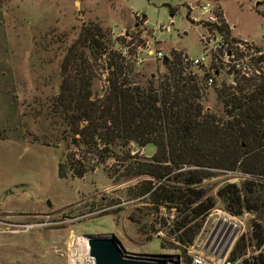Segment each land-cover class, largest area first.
<instances>
[{"label":"rangeland","instance_id":"obj_1","mask_svg":"<svg viewBox=\"0 0 264 264\" xmlns=\"http://www.w3.org/2000/svg\"><path fill=\"white\" fill-rule=\"evenodd\" d=\"M207 1L213 11L221 10L233 37L264 44V0H0V264H71L77 248L75 264H83L90 257L80 243L85 235L113 234L125 253L136 257L178 255L160 248L168 235L160 221L166 210L156 212L142 199L125 201L126 189L139 179L117 182L119 167L113 159L101 162L95 157L94 172L81 180L58 177L64 155L78 150L65 143L69 129L51 102L58 93L66 50L84 27H99L106 53L114 40L128 35L138 41L156 39V48L163 52L197 57L205 33L197 25L201 10L192 5ZM166 6L177 13L170 17ZM160 26L169 27L170 33H160ZM96 65L93 94L103 99V76L108 81L109 75L103 58ZM165 71L157 62L147 64L133 72V85L142 86ZM202 104L205 111L223 116L213 90L204 92ZM138 152L148 159L155 149L147 146ZM239 183L217 172L202 189L223 210L217 192ZM119 200L123 204L117 205ZM233 218V232L251 244L255 215ZM160 230L163 236L158 237ZM259 253L248 248L244 259Z\"/></svg>","mask_w":264,"mask_h":264},{"label":"trees","instance_id":"obj_2","mask_svg":"<svg viewBox=\"0 0 264 264\" xmlns=\"http://www.w3.org/2000/svg\"><path fill=\"white\" fill-rule=\"evenodd\" d=\"M166 7L170 16L177 13L176 8ZM218 9L214 11L218 30L229 36L230 26ZM189 16L187 12V20ZM100 33L96 25L84 27L60 66L61 82L51 102L58 112L53 113L69 129L65 143L78 151L64 155L58 177L81 180L94 172L95 157L101 162L113 159L119 167L117 182L139 179L126 189L125 201L146 200L156 212L175 209L173 219L164 214L160 221L178 245L165 240L160 248L191 264L186 247L216 206V199L202 189L203 183L217 172L249 176L252 180L221 188L217 199L231 216L247 213L256 218L251 244L241 236L231 259L245 257L254 247L260 253L242 264H264V82H237L234 91L222 85L215 91L223 108L220 117L205 111L206 89L190 75L181 51H171L167 64H160L165 73L142 86L133 85L135 74L125 62L106 53ZM99 58L109 75L103 99L93 94ZM147 146L155 149L151 158L132 155L133 147Z\"/></svg>","mask_w":264,"mask_h":264},{"label":"built area","instance_id":"obj_3","mask_svg":"<svg viewBox=\"0 0 264 264\" xmlns=\"http://www.w3.org/2000/svg\"><path fill=\"white\" fill-rule=\"evenodd\" d=\"M210 1L203 5L194 6L201 10L200 22L197 24L204 30L199 40L201 53L197 57L187 54L182 56L183 64L188 67L190 75L202 84L206 90H220L222 85L236 88L237 82L260 83L264 82V44L258 45L254 42L237 39L230 34L218 30L220 24L214 14ZM195 20V19H193ZM226 21V20H225ZM160 33H170V28L160 26ZM230 31L232 28L230 27ZM159 41L156 39H134V37L123 36L114 40L110 46L109 54L125 62L135 72L143 66L151 63H163L165 57L170 60V52H163L156 48ZM108 76V71H106ZM105 90L109 83L103 76ZM143 150V149H140ZM139 149L133 153L140 157ZM232 178L239 181L252 180L251 177L238 172L228 173ZM224 210V209H223ZM214 208L208 215L207 222L201 232L191 245L186 247L187 256L191 264H242L243 258L231 259L232 250L241 238L240 232L232 231L236 227L234 218L227 211ZM174 217L175 209L166 210V214ZM233 222V224H232ZM236 222V220H235ZM236 230V229H235ZM163 236L162 230L157 234ZM167 241L178 245L174 237H165Z\"/></svg>","mask_w":264,"mask_h":264},{"label":"water","instance_id":"obj_4","mask_svg":"<svg viewBox=\"0 0 264 264\" xmlns=\"http://www.w3.org/2000/svg\"><path fill=\"white\" fill-rule=\"evenodd\" d=\"M172 17V16H170ZM168 58L163 59L166 65ZM89 256L94 264H181L179 255H143L136 257L125 253L118 238L113 234L85 235Z\"/></svg>","mask_w":264,"mask_h":264},{"label":"bare ground","instance_id":"obj_5","mask_svg":"<svg viewBox=\"0 0 264 264\" xmlns=\"http://www.w3.org/2000/svg\"><path fill=\"white\" fill-rule=\"evenodd\" d=\"M231 228H232V231H234V229L236 227L233 226ZM80 243H81L82 247L85 248L86 252L89 251L87 240L84 239L83 241H80ZM75 253L78 254V248H77V250L76 249L72 250V253H71V256H70L71 264H75L76 263L77 259H76L75 255H74ZM83 264H94V261L89 257V259L87 261L83 262Z\"/></svg>","mask_w":264,"mask_h":264},{"label":"crops","instance_id":"obj_6","mask_svg":"<svg viewBox=\"0 0 264 264\" xmlns=\"http://www.w3.org/2000/svg\"><path fill=\"white\" fill-rule=\"evenodd\" d=\"M208 2V1H207ZM196 6L195 4L192 5V7ZM233 32V31H232Z\"/></svg>","mask_w":264,"mask_h":264}]
</instances>
